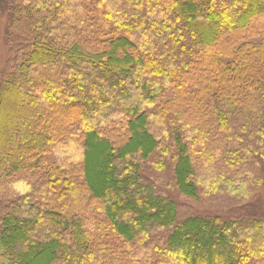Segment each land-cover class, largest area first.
<instances>
[{
  "label": "trees",
  "instance_id": "trees-1",
  "mask_svg": "<svg viewBox=\"0 0 264 264\" xmlns=\"http://www.w3.org/2000/svg\"><path fill=\"white\" fill-rule=\"evenodd\" d=\"M6 4L0 264H264V217L178 221L144 173L168 159L190 198L263 182L264 0Z\"/></svg>",
  "mask_w": 264,
  "mask_h": 264
},
{
  "label": "rangeland",
  "instance_id": "rangeland-1",
  "mask_svg": "<svg viewBox=\"0 0 264 264\" xmlns=\"http://www.w3.org/2000/svg\"><path fill=\"white\" fill-rule=\"evenodd\" d=\"M8 1L9 0H7V2ZM8 5L10 6V4L5 5L6 8H1L0 6V82L10 73L15 65V60L14 62L10 61V58L13 60L11 57L12 53L10 52L6 39L10 20V15L7 10ZM71 35L72 33L70 36ZM84 36L85 35H82L81 38ZM84 67L85 64L80 65L78 70L83 73H88ZM18 127L23 128L21 125ZM14 139L15 137L10 135L7 138L8 144L12 145ZM97 145L98 144H94L92 140H89V147L87 149L88 159L94 155H98L100 148ZM52 158L53 157L49 156L47 161L50 162ZM162 163V166L157 167L156 165L154 166L148 163L144 173H146L148 178L154 183L157 191L169 198L176 205V218L178 221L193 215L202 217L218 215L222 218H248V216L264 217V176L262 179L263 182L259 183V185L252 186L248 197L244 199L228 195L225 192L204 191L201 188L202 186L199 187L201 193L198 194L197 198H190L181 194L175 187L172 176V162L163 158ZM97 172L98 171L95 172L94 168L89 169V179L91 180V177L97 176L99 178V173ZM91 214L95 215L96 213ZM107 241L111 245L116 244L111 236H107Z\"/></svg>",
  "mask_w": 264,
  "mask_h": 264
}]
</instances>
